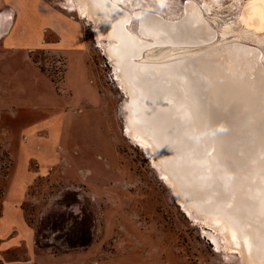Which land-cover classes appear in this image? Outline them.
Returning a JSON list of instances; mask_svg holds the SVG:
<instances>
[{"label":"rangeland","instance_id":"1","mask_svg":"<svg viewBox=\"0 0 264 264\" xmlns=\"http://www.w3.org/2000/svg\"><path fill=\"white\" fill-rule=\"evenodd\" d=\"M0 2L17 15L9 46L0 44V264L79 255L98 264H243L214 224L182 207L148 146L127 135L128 96L106 52L113 41L99 37L79 0ZM187 2L214 41L151 48L138 62L240 44L264 68V0H124L121 8L136 37V13L177 21Z\"/></svg>","mask_w":264,"mask_h":264},{"label":"bare ground","instance_id":"2","mask_svg":"<svg viewBox=\"0 0 264 264\" xmlns=\"http://www.w3.org/2000/svg\"><path fill=\"white\" fill-rule=\"evenodd\" d=\"M79 3L82 14L98 23L99 37L113 41L106 52L128 96L127 135L148 146L188 213L214 224L240 249L243 264H264L259 53L228 44L193 57L140 63L151 48H195L212 43L216 34L193 2L185 4V17L177 21L136 13V37L127 28L133 17L121 8L124 0Z\"/></svg>","mask_w":264,"mask_h":264},{"label":"crops","instance_id":"3","mask_svg":"<svg viewBox=\"0 0 264 264\" xmlns=\"http://www.w3.org/2000/svg\"><path fill=\"white\" fill-rule=\"evenodd\" d=\"M16 20H17L16 11L15 10L13 11L12 7L8 6L7 4L0 2V44H3L1 46H3V47H5V45L9 46L6 43V41L8 38H10V36L12 34ZM6 48H8V47H6ZM5 215H6V212H5V209H3L2 217L0 219V225L5 222ZM32 234L33 233L31 232L30 238H29L30 243L33 242L32 241ZM6 242H8V241H6ZM10 250H13V247L8 245L5 248V251H10ZM1 264H4V263H1ZM5 264H16V262L5 263ZM53 264H98V263L97 262L93 263V261L90 260L89 258L84 259V258H82L81 255H79L70 261L62 262V263H53Z\"/></svg>","mask_w":264,"mask_h":264},{"label":"flooded vegetation","instance_id":"4","mask_svg":"<svg viewBox=\"0 0 264 264\" xmlns=\"http://www.w3.org/2000/svg\"><path fill=\"white\" fill-rule=\"evenodd\" d=\"M184 17H185V16H184V13H183V16H182V18H181L180 20H182Z\"/></svg>","mask_w":264,"mask_h":264}]
</instances>
